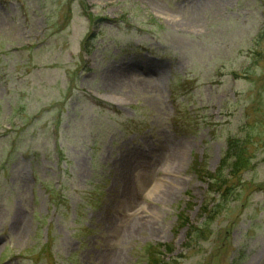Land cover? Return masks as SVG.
Segmentation results:
<instances>
[{"label": "rangeland", "instance_id": "obj_1", "mask_svg": "<svg viewBox=\"0 0 264 264\" xmlns=\"http://www.w3.org/2000/svg\"><path fill=\"white\" fill-rule=\"evenodd\" d=\"M232 138L248 165L187 247L193 165ZM155 243L264 264V0H0V264H147Z\"/></svg>", "mask_w": 264, "mask_h": 264}, {"label": "trees", "instance_id": "obj_2", "mask_svg": "<svg viewBox=\"0 0 264 264\" xmlns=\"http://www.w3.org/2000/svg\"><path fill=\"white\" fill-rule=\"evenodd\" d=\"M247 165L245 143L239 138L228 139L224 155L214 171L207 170L200 162L194 163L192 169L206 183L209 198L204 200L199 208L200 223L186 226L184 214L177 215V223L187 228L185 242L187 247L198 244L210 235V222L224 207L225 202L234 196L235 184L233 185L232 179L236 178ZM161 246L160 243H155L146 248L147 264H177L176 258L160 257Z\"/></svg>", "mask_w": 264, "mask_h": 264}, {"label": "bare ground", "instance_id": "obj_3", "mask_svg": "<svg viewBox=\"0 0 264 264\" xmlns=\"http://www.w3.org/2000/svg\"><path fill=\"white\" fill-rule=\"evenodd\" d=\"M114 83L116 84V86H118V85L120 86V82H119V81H118V82H114ZM130 202H131V203H130ZM132 202H133V200L130 199V201H129V206H131V207L133 206V205H132Z\"/></svg>", "mask_w": 264, "mask_h": 264}]
</instances>
